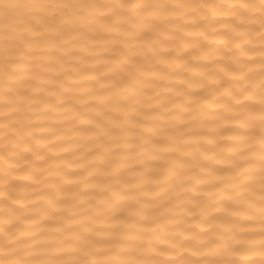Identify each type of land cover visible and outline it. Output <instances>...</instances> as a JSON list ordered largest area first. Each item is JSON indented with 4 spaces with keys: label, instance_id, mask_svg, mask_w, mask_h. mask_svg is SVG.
<instances>
[{
    "label": "bare ground",
    "instance_id": "1",
    "mask_svg": "<svg viewBox=\"0 0 264 264\" xmlns=\"http://www.w3.org/2000/svg\"><path fill=\"white\" fill-rule=\"evenodd\" d=\"M0 264H264V0H0Z\"/></svg>",
    "mask_w": 264,
    "mask_h": 264
}]
</instances>
